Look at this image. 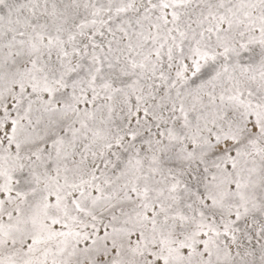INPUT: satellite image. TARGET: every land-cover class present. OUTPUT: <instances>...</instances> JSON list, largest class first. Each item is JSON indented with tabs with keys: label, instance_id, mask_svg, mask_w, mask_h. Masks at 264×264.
Returning <instances> with one entry per match:
<instances>
[{
	"label": "snow or ice",
	"instance_id": "1",
	"mask_svg": "<svg viewBox=\"0 0 264 264\" xmlns=\"http://www.w3.org/2000/svg\"><path fill=\"white\" fill-rule=\"evenodd\" d=\"M0 264H264V0H0Z\"/></svg>",
	"mask_w": 264,
	"mask_h": 264
}]
</instances>
